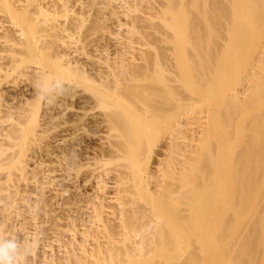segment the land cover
<instances>
[{"label": "bare ground", "instance_id": "6f19581e", "mask_svg": "<svg viewBox=\"0 0 264 264\" xmlns=\"http://www.w3.org/2000/svg\"><path fill=\"white\" fill-rule=\"evenodd\" d=\"M0 14V236L32 220L26 264H264V0H0ZM55 80L66 90L42 101ZM41 105L74 111L43 126ZM53 128L54 146L99 141L50 151ZM30 146L56 167L29 168ZM58 174L79 180L59 206L77 221L51 203Z\"/></svg>", "mask_w": 264, "mask_h": 264}, {"label": "rangeland", "instance_id": "374dc122", "mask_svg": "<svg viewBox=\"0 0 264 264\" xmlns=\"http://www.w3.org/2000/svg\"><path fill=\"white\" fill-rule=\"evenodd\" d=\"M117 1L120 2L121 0H116V3H118ZM129 1H131V0H129ZM0 15H1V14H0ZM116 15H117V16H116ZM120 15H122V13H121V14H120V13H119V14H115V17H117V18H115L114 16H112L111 20L114 21V20L116 19V20H117V24H118V23H126L127 20L130 19L129 17L124 16V15L120 17ZM1 17H2V16H1ZM131 17H132V19L136 20L134 15H131ZM114 18H115V19H114ZM2 19H3V18H2ZM113 19H114V20H113ZM118 19H119V20H118ZM125 19H126V20H125ZM5 20H6V19H5ZM111 20H109V21H111ZM116 20H115V22H116ZM0 22L2 23L1 18H0ZM136 22H137V21H136ZM1 23H0V25H1ZM6 23H7V24H6ZM137 23H138V22H137ZM139 23H140V21H139ZM139 23H138V24H139ZM3 24H4V25H3ZM3 24H2V25H3V26H2V29L6 27L5 25H8L6 28H8V29L10 28V25H9V23H8L7 20L4 21ZM115 24H116V23H115ZM139 25H140V24H139ZM139 25H138V26H139ZM4 26H5V27H4ZM141 26H142V22H141ZM143 26H144V24H143ZM126 27H127L126 24H122V26H119V27H118V26L113 27V29H112L113 32H112V34H111V36H110V37H111V38H110V43H112V42H117V41H119L120 39H122L123 36H125V35L127 34ZM140 30H142V32H143L144 30H147V29H144V30H143V29H140ZM0 31H1V29H0ZM5 31H6V30H5ZM145 32H146V31H145ZM147 33H148V32H146V34H147ZM143 34H145V33L143 32ZM78 50H79V49H78ZM79 52H81V51H79ZM79 52H78V51L75 52V53L77 54V56H80V55H78ZM80 54L82 55V52H81ZM71 55H73V54L71 53ZM63 83H64V81H63ZM64 84H67V83L65 82ZM66 86H67V85H65V87H66ZM64 89H65V88H64ZM65 90H66V89H65ZM43 103L46 104V102H43ZM42 106H43V108H45L46 105H41V109H40L41 111L39 112V114L42 113V114L39 115V116H41V117H39V119L41 118L40 124H42L41 122H45V121L48 119V117L50 116V114H53V113H54V114H55V113H56V114H59V116H62V117H63V115H61V114H63L62 112H64V111H62V112L60 111L61 113H58V111H59L60 109L58 110V109L55 108L56 110H54V109H52L53 107L50 109V111H52V112L49 113V111H48V113L45 115V112H46V109H47V108H46L45 110H42ZM57 110H58V111H57ZM42 111H45V112H42ZM55 111H57V112H55ZM66 111H67L68 113L70 112V111H68V110H66ZM66 111H65V112H66ZM73 111H74V109H71V112H73ZM96 111H97V110H95V111H93V112H92V111H89V112L87 113L86 119H84V120H87V119H88V120H91V119L94 120V119H95V116H93V115H96V113H97ZM65 112H64V113H65ZM67 112H66V113H67ZM71 112H70V113H71ZM90 112H91V113H90ZM92 113H93V115H92ZM94 113H95V114H94ZM88 114H89V115H88ZM90 114H91V115H90ZM43 115H44V117L46 116L47 119L44 118ZM47 115H49V116H47ZM64 116H65V114H64ZM91 116L94 117V118H92ZM57 117H58V116H57ZM62 117H61V118H62ZM57 119L60 120L59 117H58ZM43 120H45V121H43ZM54 120H55V118H54ZM59 120H58V121H59ZM56 121H57V120H56ZM54 123H55V121H54ZM42 125L44 126V125H46V124H42ZM49 126H50V125H49ZM48 128H49V127H48ZM50 128H51V126H50ZM56 129H57V128H56ZM51 130H52V128H51ZM54 130H55V129L53 128V132H54ZM49 131H50V129H49ZM49 131L47 132V134L49 133V134H48L49 136H46V135H45L46 133H45V134L43 135V138H44V139H43V138L40 139V140L42 141V143H41L42 145H49V143H50V145H51V144L53 143L52 141H51L52 143L50 142L51 138L54 137V136H59V134L61 133V132H60L61 129H59V127H58V129H57V135H54L56 131H55L54 133H53V132L51 133V131H50V132H49ZM58 133H59V134H58ZM51 135H54V136H51ZM96 135H97V134H94V135H93V134H92V135L90 134V135H88V133H87V135H85V136L83 135L82 137L84 138V142H80L81 144L77 142L78 139L81 137V136L79 135V137L74 138V139L68 141L67 143H66V142H65V143H61V142H55V143H54V144H56V145L58 144L59 146L61 145L60 147H59V146H54V145L52 144V145L54 146V148H53V146H50V145H49V146H50V147L48 146L49 148L47 147V148H44V149H49L50 151H52V150H53V151L58 150V152H60L61 149L64 147V145L67 144L66 147H65V149H66V148H69V150L72 149V151L74 150V151L76 152V150H79V149H81V148H84L83 146H85L86 143H91V142H92V143H94V142L98 143V141H99L98 138H97L98 135H97V136H96ZM45 136H46V137H45ZM98 137H99V136H98ZM49 139H50V140H49ZM52 140H53V138H52ZM41 141H40V142H41ZM89 141H90V142H89ZM46 142H47V143H46ZM48 142H49V143H48ZM69 142H71V144H70ZM59 143H60V144H59ZM74 143H75V144H74ZM62 144H63V145H62ZM78 144H79V147H78ZM34 145H35V144H34ZM36 146H37V145H36ZM32 147H33V146H32ZM32 147L30 146V150L28 151V153L30 154L29 157H30L31 159H32L33 157H34L35 159L33 158V159L30 161V166H29V168L34 167L35 165H36L35 167H38V168L41 167L42 170H47V169H49V167L51 168V167H53L54 165H55L54 167H56L55 161L53 160L54 158H53L52 156H51V157H52V161L49 160V159H51V158H49V156L46 155V154L42 155L43 157H40V156H41V155H40L41 152H40V151H39L40 153L37 152V151L39 150L38 147L35 148V146H34V147H33V150H32ZM55 148H57V149H55ZM35 150H37V151H35ZM83 150H84V149H83ZM36 153L39 154L40 156H38ZM47 153H48V152H47ZM70 153L72 154L71 151H70ZM34 155H35V156H34ZM47 156H48V157H47ZM45 157L47 158V160H46ZM36 158H37V159H36ZM42 158H44V159H42ZM34 160L37 161V162H38V160H40V161L42 160V161H41V163L38 165L37 162H35ZM40 161H39V162H40ZM44 161H46V162L43 163ZM48 161H49V163H50V161L53 162L54 165H53V163H50V164H49ZM33 162H34V164H33ZM42 165H43V166H42ZM44 165H46V166H44ZM47 166H48V168H47ZM43 168H44V169H43ZM46 168H47V169H46ZM41 169H40V170H41ZM42 170H41V171H42ZM58 172H59V171H58ZM58 172H55V173L57 174ZM55 173H54V174H55ZM62 173H63V172H61V171L59 172V174H61V175H62ZM59 174L57 175V176H59V177L55 176V177L57 178V179H55L56 182H53V183H56V184H55V185H56L55 187L57 188V192H56L54 195H52L51 192H54V191H52V190H48V189H47V190L50 191V192H48V191L46 190V193H44V194H45V196H47V194H48V195H49V194L52 195L51 197H52L53 202H51V203H53V204L55 205V207H56V209H57L56 212H57V211H58L59 213L61 212V213H60L61 216H62V220H61V221L66 220V216H67V214H68L69 212H70L69 215H72V214H73L72 212H74V213L77 212V213H76V214H77V217H75L76 214H73V216H72V217L75 218L76 221H77V220L79 219V218H78V217H79V212L81 211V210H79V212H78V209H80V208H78V206L75 207V205H71V206L69 205V206L71 207L70 210H69V207L66 208V209L69 210V211L64 210V209L61 210V209H62L63 207L66 206V205H64V204L66 203L65 201L67 200L66 197H68L69 195H71V197L75 195V197H72V198H74V201L77 199L76 197H78V195H76V194L79 193V190H78V192H76L77 190H76V186H75V185H76V182H78L77 184L79 185V180H78V181H75V182H74L75 184H74V183L72 184L73 180H69V179L62 178ZM67 184H68V185H67ZM69 184H70V185H69ZM52 185H54V184H52ZM65 185L68 186V187H66V188H68V192H69V193L67 192V193H65V194H62V193L60 192V190H61L63 187H65ZM29 188H32V187L30 186ZM29 188H28V189H29ZM59 188H60V189H59ZM69 188H70V190H69ZM58 192H60V193H58ZM70 192H72V193H70ZM26 193H27V192H26ZM26 193H25V194H26ZM81 193H82V192H81ZM81 193H80V194H81ZM57 194H58V195H57ZM59 194H60V195H59ZM28 196H29V197H28ZM26 197H27V198H25V197H24V198L26 199V201H27L28 203H27V202H23L25 199L22 201L23 204L25 203L24 206L21 205L22 207H21L20 209H22V210H21L22 212L27 211V210L25 209V205L27 206V204H30L31 201H32V200H31V197H32V196H30V195L27 194ZM27 199H28V200H27ZM32 199H33V198H32ZM72 201H73V200H72ZM71 204H72V203H71ZM59 206H61L62 208L60 209ZM72 206H73L74 209L72 208ZM57 207H58V208H57ZM75 209H76L77 211H75ZM23 210H24V211H23ZM71 210H72V211H71ZM64 211H66V212H64ZM56 212H55V213H56ZM62 212H64V213H62ZM25 213H26V216H28V215H27L28 213H27V212H25ZM25 213L23 214V216H25ZM21 216H22V215H21ZM37 216H38L39 218L36 220V222H37V223L39 222V223H38L39 228H40V226L42 227V228H40V229H41V230H40V234L38 235V237H39V236H42V237H39V238H40V241H39V242H41V240L43 239V237H44V238L47 237V236L52 237V231H51L50 229H48V227L50 228V225H49V224H50V219H48L49 221H48V220H47V221H44L46 218L43 217V214H42V215H39V214H38ZM81 216H82L83 218L86 217V215H81ZM41 217H42L43 219H42ZM22 218H23V219H22ZM24 219H26L27 221L29 220L28 223H26V221H25ZM23 220H24V221H23ZM0 222H1V219H0ZM22 222H23V223H22ZM29 222H31V223H29ZM45 222H46V223H45ZM7 223H8V225H10V223H12V224L14 225V229H15V230L13 229V231H15V232H13V233H14V234H13V237L17 238V239H18L19 241H21V242H23V240H24V239L22 238V237H23L22 230L26 227V225L28 224L27 227H26L25 229H27V228L33 229V228L35 227V225L32 223V220L27 219L26 217H20V215H19L18 217H14V218L12 217L11 221H8ZM21 223H22V224H21ZM25 223H26V224H25ZM43 223H45L46 226H48V225H49V226L46 227V226H44ZM24 224H25V225H24ZM20 225H23V226H25V227L23 228V226H20ZM19 226H20V227H19ZM6 227H7V226H6ZM18 227H19V228H18ZM21 228H22V229H21ZM45 228H46V229H45ZM25 229H24V230H25ZM44 229H45V230H44ZM24 230H23V231H24ZM46 230H47V231H46ZM44 231H45V232H44ZM49 231H50V233H49ZM43 232H44V234H43ZM41 233H42L43 235H42ZM48 233H49V234H48ZM67 233H68V232H65V234H64V232L62 233V235H63V236H61V239H62V240H67V238L70 239L71 235L68 236L69 234H67ZM21 234H22V235H21ZM66 234H67V235H66ZM46 235H47V236H46ZM66 236H68V237H66ZM52 239H53V237L51 238V240H52ZM52 243H53V241H52ZM53 244H54V247L56 248V247H57V246H55L56 241H55ZM38 253H39V252H38ZM39 257H40V253L37 255L36 259L33 261L32 264H37V263H39V262H38V258H39Z\"/></svg>", "mask_w": 264, "mask_h": 264}, {"label": "clouds", "instance_id": "9594fccd", "mask_svg": "<svg viewBox=\"0 0 264 264\" xmlns=\"http://www.w3.org/2000/svg\"><path fill=\"white\" fill-rule=\"evenodd\" d=\"M63 90V81L55 80L39 85L38 95L42 101L51 103L56 95L63 93ZM33 247V243H22L15 237L0 236V264H26Z\"/></svg>", "mask_w": 264, "mask_h": 264}]
</instances>
